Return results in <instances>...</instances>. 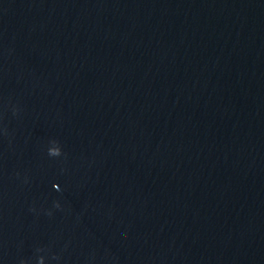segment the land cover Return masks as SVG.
<instances>
[{
  "label": "water",
  "instance_id": "1",
  "mask_svg": "<svg viewBox=\"0 0 264 264\" xmlns=\"http://www.w3.org/2000/svg\"><path fill=\"white\" fill-rule=\"evenodd\" d=\"M0 264H264V0H0Z\"/></svg>",
  "mask_w": 264,
  "mask_h": 264
}]
</instances>
